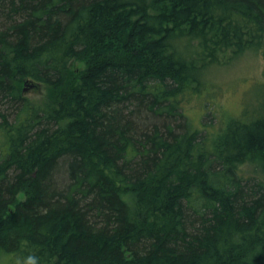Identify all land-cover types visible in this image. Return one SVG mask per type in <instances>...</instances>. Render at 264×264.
<instances>
[{
    "label": "trees",
    "instance_id": "trees-1",
    "mask_svg": "<svg viewBox=\"0 0 264 264\" xmlns=\"http://www.w3.org/2000/svg\"><path fill=\"white\" fill-rule=\"evenodd\" d=\"M250 49L264 0H0V264H264V94L185 103Z\"/></svg>",
    "mask_w": 264,
    "mask_h": 264
},
{
    "label": "rangeland",
    "instance_id": "rangeland-1",
    "mask_svg": "<svg viewBox=\"0 0 264 264\" xmlns=\"http://www.w3.org/2000/svg\"><path fill=\"white\" fill-rule=\"evenodd\" d=\"M78 65L82 66L83 63L74 62L75 68L71 69H77ZM205 78H207V87L202 94L189 95L185 100L190 121L199 122L201 125L200 114L205 113L206 110L213 112L214 117L213 115L206 119L203 117L204 121L216 124L221 122L219 117L222 113L224 120L231 113L248 116L258 113L264 94V56L260 49L247 50L228 63L210 66L205 73ZM25 88L26 91H24ZM23 91L26 96L35 101L49 99L51 94L49 86L41 83L39 87H35L30 81L24 82ZM206 100H210L207 106ZM243 168L248 175L257 177L261 175L253 164H247ZM19 197L24 199L25 195L21 193Z\"/></svg>",
    "mask_w": 264,
    "mask_h": 264
},
{
    "label": "water",
    "instance_id": "water-1",
    "mask_svg": "<svg viewBox=\"0 0 264 264\" xmlns=\"http://www.w3.org/2000/svg\"><path fill=\"white\" fill-rule=\"evenodd\" d=\"M33 85H34L35 87L37 86V84H35V83H34ZM24 91H26V88L24 89Z\"/></svg>",
    "mask_w": 264,
    "mask_h": 264
}]
</instances>
